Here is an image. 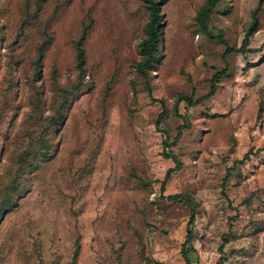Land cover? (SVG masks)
Returning a JSON list of instances; mask_svg holds the SVG:
<instances>
[{"label":"rangeland","instance_id":"rangeland-1","mask_svg":"<svg viewBox=\"0 0 264 264\" xmlns=\"http://www.w3.org/2000/svg\"><path fill=\"white\" fill-rule=\"evenodd\" d=\"M155 1L163 39L144 78L142 0H0V264H71L76 239L77 264H186L190 210L167 199L181 193L191 264H264V0H221L206 32L205 0ZM256 8L249 52L224 56L212 38L238 48ZM221 70L214 96L176 103ZM162 106L160 128L187 124L163 192Z\"/></svg>","mask_w":264,"mask_h":264},{"label":"trees","instance_id":"trees-1","mask_svg":"<svg viewBox=\"0 0 264 264\" xmlns=\"http://www.w3.org/2000/svg\"><path fill=\"white\" fill-rule=\"evenodd\" d=\"M146 6L147 12H148V23L145 30V36L140 41L138 48L140 55L142 59L135 63V70L137 73H139L142 77H147V72L151 70L153 65H155L159 59V44L161 43L163 39V30H162V23H161V15H160V3L155 0H142ZM221 0H205L204 4L199 8V10L196 13L195 21L200 29H202L204 32L207 31L206 29V23L208 18L210 17L212 10L217 6V4ZM259 3H261V0H259ZM259 11V8H256L252 12V19L251 22L248 25V28L244 34V37L242 39L241 45L238 48L231 47L227 44L226 40L223 37V34L220 32L218 36L213 37L212 39L220 42L225 46L224 56L231 52H239L241 54H246L249 52V49L247 48L249 45V37L252 34L253 29H255L257 23H258V16L257 12ZM90 29V23L88 25H83L82 33L78 40L75 42V49H76V66L80 70H82L83 62H84V51L82 48V42L85 39L88 30ZM264 46V43H263ZM225 70L217 71L212 78L209 80L210 87L209 91L203 95L202 97L193 100L192 96H189L187 94H178L176 103L179 104L180 102L185 103L188 107L195 106L208 98L212 97L216 93L217 84L220 81V78L225 75ZM146 89L151 95V89L150 84L148 80H146ZM162 112L159 114L156 120V126L159 129V131L162 133L163 136V156L167 159H172L174 162V167L172 169H169L166 172L165 179L161 186V192L164 190V184L168 180L170 174L175 171L176 169H179L181 167V163L178 160L176 156H174L173 152L170 150L172 146H174L178 140L180 139L182 135V130L187 126L186 122L182 125L178 126L176 129V134L171 135L170 132L166 127L160 128L163 122V116L165 114L164 106H162ZM263 104L258 105V113H261L263 111ZM180 118H183L181 115ZM249 160V153L244 154V156L235 161V164L242 165L244 162ZM235 169V166L230 167L227 169L226 174L223 178V182L226 183L231 175L232 170ZM167 199L174 202H179L184 204L189 210L190 215L186 226V239L182 246V256L185 260L186 264H191L189 258H188V251H190L191 247H186L189 245L190 238L192 236V226L194 224L195 218H196V206L192 198L188 194H174L167 196ZM80 250V244L79 240H75V250L72 256L71 264H77V257Z\"/></svg>","mask_w":264,"mask_h":264}]
</instances>
